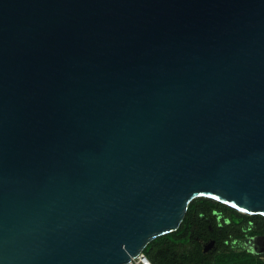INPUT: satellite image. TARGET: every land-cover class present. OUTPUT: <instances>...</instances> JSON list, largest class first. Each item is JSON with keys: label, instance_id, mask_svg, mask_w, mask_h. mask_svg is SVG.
I'll return each mask as SVG.
<instances>
[{"label": "water", "instance_id": "95a60500", "mask_svg": "<svg viewBox=\"0 0 264 264\" xmlns=\"http://www.w3.org/2000/svg\"><path fill=\"white\" fill-rule=\"evenodd\" d=\"M197 198L264 216V0H0V264H126Z\"/></svg>", "mask_w": 264, "mask_h": 264}, {"label": "trees", "instance_id": "16d2710c", "mask_svg": "<svg viewBox=\"0 0 264 264\" xmlns=\"http://www.w3.org/2000/svg\"><path fill=\"white\" fill-rule=\"evenodd\" d=\"M264 234V216L245 215L208 198L192 200L172 232L150 241L143 252L153 264H264L238 242ZM214 241L210 250L203 244Z\"/></svg>", "mask_w": 264, "mask_h": 264}, {"label": "rangeland", "instance_id": "374dc122", "mask_svg": "<svg viewBox=\"0 0 264 264\" xmlns=\"http://www.w3.org/2000/svg\"><path fill=\"white\" fill-rule=\"evenodd\" d=\"M262 239H250V238H245V239H241L238 242V247L240 248V250L242 251H250V252H256L260 250V247L262 246ZM260 255V254H259ZM264 259V255L261 256Z\"/></svg>", "mask_w": 264, "mask_h": 264}, {"label": "built area", "instance_id": "2783aa9c", "mask_svg": "<svg viewBox=\"0 0 264 264\" xmlns=\"http://www.w3.org/2000/svg\"><path fill=\"white\" fill-rule=\"evenodd\" d=\"M126 264H153L145 255L144 252H140L133 256Z\"/></svg>", "mask_w": 264, "mask_h": 264}, {"label": "flooded vegetation", "instance_id": "af4514ba", "mask_svg": "<svg viewBox=\"0 0 264 264\" xmlns=\"http://www.w3.org/2000/svg\"><path fill=\"white\" fill-rule=\"evenodd\" d=\"M245 238H250V239H255V238H258V239H262L263 240V242H262V246L260 247V250L259 251H256V252H251V253H253L254 255H256L260 260H262L263 262H264V259L261 257L262 255H264V234H261V235H257V236H254V237H252V236H247V237H245ZM245 238H242V239H245ZM205 244H203V246H204ZM212 248H213V246H212ZM211 249V248H210ZM209 249V250H210ZM246 251H248V250H246ZM250 252V251H249ZM260 254V255H259Z\"/></svg>", "mask_w": 264, "mask_h": 264}]
</instances>
